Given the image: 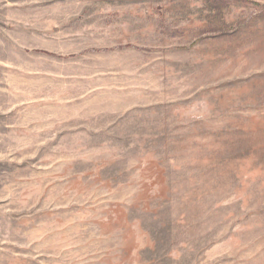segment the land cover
<instances>
[{"label": "rangeland", "instance_id": "rangeland-1", "mask_svg": "<svg viewBox=\"0 0 264 264\" xmlns=\"http://www.w3.org/2000/svg\"><path fill=\"white\" fill-rule=\"evenodd\" d=\"M0 264H264V0H0Z\"/></svg>", "mask_w": 264, "mask_h": 264}]
</instances>
